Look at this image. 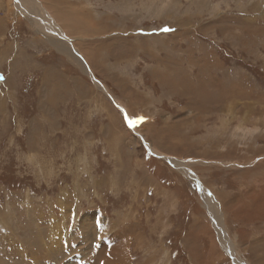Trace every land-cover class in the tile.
I'll return each instance as SVG.
<instances>
[{
  "label": "rangeland",
  "instance_id": "obj_1",
  "mask_svg": "<svg viewBox=\"0 0 264 264\" xmlns=\"http://www.w3.org/2000/svg\"><path fill=\"white\" fill-rule=\"evenodd\" d=\"M36 1L0 0V264H264V0Z\"/></svg>",
  "mask_w": 264,
  "mask_h": 264
},
{
  "label": "bare ground",
  "instance_id": "obj_2",
  "mask_svg": "<svg viewBox=\"0 0 264 264\" xmlns=\"http://www.w3.org/2000/svg\"><path fill=\"white\" fill-rule=\"evenodd\" d=\"M28 1V4H30V8H31V10H32V16L33 17H36V19H37V21L40 23V24H45L46 26H48V25H52L53 23L49 20V22H50V24L49 23H46L45 21H44V19H42L43 18V16L45 17L46 15L43 13L44 12V10L38 5V3H37V1L36 0H27ZM31 1V2H30ZM24 4H26L27 5V3H22L21 5L23 6ZM25 10H29L28 9V7L27 8H25V7H23ZM27 12V11H26ZM29 12V11H28ZM39 16H41V17H39ZM48 18V17H47ZM36 24V23H35ZM38 26V25H37ZM51 28V27H50ZM53 30V29H52ZM51 31V30H50ZM50 33H52V34H54L55 35V37H56V39L55 38H52V40H53V42L55 43V44H57L56 46L57 47H59V49H62L63 51H64V53L63 54H66V55H68L70 58H72L74 61H76L75 63H78V65L82 68V69H84L86 72H88L87 70V68H85L84 67V63L82 62H78V61H80V59L78 58V57H75L74 55H76V56H79L80 55V53H78V51L72 46V44H71V40L70 39H68V38H66L65 36H63V34H61V32L60 31H58V33L56 32V31H52V32H50ZM54 45V44H53ZM61 47V48H60ZM62 51V52H63ZM61 52V51H60ZM81 56V55H80ZM82 61V60H81ZM136 126V125H135ZM171 163H173L174 164V166H176V167H178L179 166V162L178 161H175V160H173V159H171ZM181 163V162H180ZM182 168H185V167H183L182 166ZM185 171L187 172V173H190L187 169H185ZM190 175H191V177L192 178H194L193 180L194 181H197V179L192 175V173H190ZM200 190H201V195L203 196L204 195V197H206V200L208 201V203H206V206H207V210H208V212L210 213V215H211V218H214V221L215 222H220V220H218V221H216L217 219H219V217L221 216L220 215V212H219V210H218V207H217V205L214 203V201L212 200V198H210L209 196L207 197V190L206 189H203V188H200ZM214 214V215H213ZM218 215H220V216H218ZM217 231H218V233H219V238H220V241L222 242V245H223V248H228V244H227V241H226V239H225V233H224V231H223V228H222V225H221V227L219 226V227H217ZM103 247V246H102ZM108 247V246H107ZM109 248V249H108ZM108 248H106V250H105V256H104V258L103 259H105L104 261L106 262V264H116V261H117V258H119V254L120 253H118L119 252V249H116L117 248V246L114 244L113 246H110V247H108ZM98 257H99V255H98ZM115 257H117L116 259H115ZM100 258H102V257H100ZM115 260H114V259ZM99 260V259H98ZM100 263V262H99ZM239 263V262H238ZM237 263V264H238ZM103 264V263H102ZM240 264V263H239Z\"/></svg>",
  "mask_w": 264,
  "mask_h": 264
},
{
  "label": "snow or ice",
  "instance_id": "obj_3",
  "mask_svg": "<svg viewBox=\"0 0 264 264\" xmlns=\"http://www.w3.org/2000/svg\"><path fill=\"white\" fill-rule=\"evenodd\" d=\"M165 31H168V29H165ZM126 119V122L129 126V128H132L135 126V124L138 122L137 120H133V119H129V118H125Z\"/></svg>",
  "mask_w": 264,
  "mask_h": 264
},
{
  "label": "water",
  "instance_id": "obj_4",
  "mask_svg": "<svg viewBox=\"0 0 264 264\" xmlns=\"http://www.w3.org/2000/svg\"><path fill=\"white\" fill-rule=\"evenodd\" d=\"M89 70V69H88ZM91 78L95 81V82H97L96 81V79L91 75ZM4 81V76L0 73V85H1V83ZM126 118V117H125ZM198 189L200 190V187L198 186Z\"/></svg>",
  "mask_w": 264,
  "mask_h": 264
}]
</instances>
